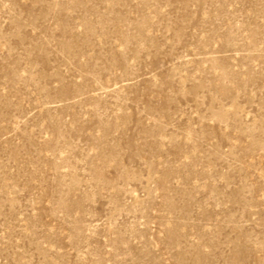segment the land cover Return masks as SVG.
<instances>
[{
    "label": "rangeland",
    "instance_id": "obj_1",
    "mask_svg": "<svg viewBox=\"0 0 264 264\" xmlns=\"http://www.w3.org/2000/svg\"><path fill=\"white\" fill-rule=\"evenodd\" d=\"M0 264H264V0H0Z\"/></svg>",
    "mask_w": 264,
    "mask_h": 264
}]
</instances>
